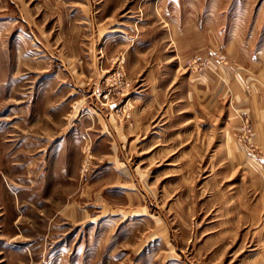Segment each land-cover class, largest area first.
<instances>
[{"label": "rangeland", "instance_id": "374dc122", "mask_svg": "<svg viewBox=\"0 0 264 264\" xmlns=\"http://www.w3.org/2000/svg\"><path fill=\"white\" fill-rule=\"evenodd\" d=\"M237 56L264 68V0H0V264H264L251 113L189 94Z\"/></svg>", "mask_w": 264, "mask_h": 264}, {"label": "crops", "instance_id": "0c3cea01", "mask_svg": "<svg viewBox=\"0 0 264 264\" xmlns=\"http://www.w3.org/2000/svg\"><path fill=\"white\" fill-rule=\"evenodd\" d=\"M235 48L233 44L231 49L235 50ZM235 55L236 53L231 56ZM238 59L239 56H237L236 59L229 60L228 65H221L217 72L219 78H215L210 73H205L204 77L201 75H192L190 77L191 82H193L191 85L192 91H189V94L194 97L195 102H198V104L205 109H213L220 105L221 100L230 97V111L232 109L231 112L234 110L236 113L233 116L235 118L231 123V128H237L240 125L242 118L239 113H251V119L256 131L255 140L264 143V86L259 82L264 81V68L258 67L262 65L261 62H253L255 68L248 69L243 67ZM256 70H258V72L255 74ZM253 82H257L258 84H252ZM259 85L262 86V91H260ZM48 125L50 126L51 124L49 123ZM52 125L57 127H52ZM52 125L49 131H47L48 135L51 137L53 136L51 142L60 139L57 148L63 152L67 150V145H69V143H74L76 146L74 149L72 148V150L76 152L79 146L78 138L85 125L83 121L77 122L75 125L72 122L60 121L59 119V122L55 121ZM142 127L147 128V125L141 122V120L138 121V119H136L133 128L122 127L111 121H109L107 125H102V130L106 129V132H111L112 135L110 137L106 133V139H110L109 142L110 144L112 143L110 157L113 160H119V155L125 152L122 151L123 149L120 145L130 144L131 147L138 141L140 143L143 142L140 135L137 134ZM93 129L94 127L92 131ZM44 137L49 138V136L46 135Z\"/></svg>", "mask_w": 264, "mask_h": 264}]
</instances>
